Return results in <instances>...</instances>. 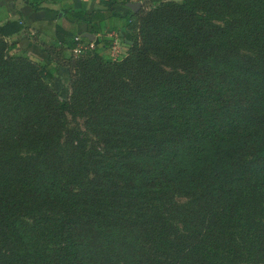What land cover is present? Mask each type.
<instances>
[{"label": "trees", "instance_id": "obj_1", "mask_svg": "<svg viewBox=\"0 0 264 264\" xmlns=\"http://www.w3.org/2000/svg\"><path fill=\"white\" fill-rule=\"evenodd\" d=\"M65 13L66 99L0 27V264H264V0Z\"/></svg>", "mask_w": 264, "mask_h": 264}, {"label": "crops", "instance_id": "obj_2", "mask_svg": "<svg viewBox=\"0 0 264 264\" xmlns=\"http://www.w3.org/2000/svg\"><path fill=\"white\" fill-rule=\"evenodd\" d=\"M131 2L140 0H0V27H18L16 32L4 36L10 55L26 57L41 65L52 63L57 66L50 85L61 93L69 79L68 66L62 56L66 50L61 41L67 37L78 40L87 36L91 47L97 40V35L87 32L85 23L74 24L66 18L65 12L69 9L86 13L101 10L126 17L132 11L128 6ZM125 31L121 28L107 35H113L115 45ZM80 46L74 49L75 54L87 48Z\"/></svg>", "mask_w": 264, "mask_h": 264}, {"label": "rangeland", "instance_id": "obj_3", "mask_svg": "<svg viewBox=\"0 0 264 264\" xmlns=\"http://www.w3.org/2000/svg\"><path fill=\"white\" fill-rule=\"evenodd\" d=\"M166 1H171L174 3H181L183 0H140L142 4L139 7V9L147 10L150 7L151 8L155 7L158 4L166 2ZM135 24H136L135 17L133 16L130 29L125 31V33L119 37V41L114 45V47H112L111 50H109L108 54L110 55V57H112L113 60H120L127 54L128 47L123 42V40L129 41V42L135 39L137 40V29H136ZM69 93H70V88H69V84H67V86L64 85V89L62 88V92L61 93L59 92V96L62 97L63 99H66L68 98ZM180 156L183 157L181 163L187 164V161H188L187 155L183 151H181ZM191 156H193V153Z\"/></svg>", "mask_w": 264, "mask_h": 264}, {"label": "water", "instance_id": "obj_4", "mask_svg": "<svg viewBox=\"0 0 264 264\" xmlns=\"http://www.w3.org/2000/svg\"><path fill=\"white\" fill-rule=\"evenodd\" d=\"M141 2H131V3H128V6L132 9L133 12H136L139 7L141 6Z\"/></svg>", "mask_w": 264, "mask_h": 264}]
</instances>
